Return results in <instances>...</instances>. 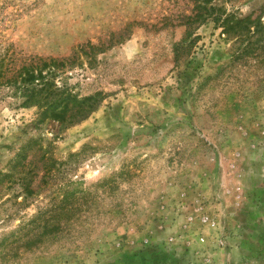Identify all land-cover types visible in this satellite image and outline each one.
Listing matches in <instances>:
<instances>
[{"label": "rangeland", "instance_id": "obj_1", "mask_svg": "<svg viewBox=\"0 0 264 264\" xmlns=\"http://www.w3.org/2000/svg\"><path fill=\"white\" fill-rule=\"evenodd\" d=\"M0 264H264V0H0Z\"/></svg>", "mask_w": 264, "mask_h": 264}, {"label": "trees", "instance_id": "obj_2", "mask_svg": "<svg viewBox=\"0 0 264 264\" xmlns=\"http://www.w3.org/2000/svg\"><path fill=\"white\" fill-rule=\"evenodd\" d=\"M201 8L202 7H200V11H198L194 15H192V14L185 15V17L187 19L186 22L190 23V22L196 21L202 17L205 18L204 14H203L204 11L203 10L201 11ZM204 9H205V7H204ZM208 13H209V15L205 19H210L211 21H214V23L217 26L223 27L224 30L225 31L227 30L228 32H231V30L232 31H235V30L238 31V30L244 29L247 31V33H250L251 27H253V26L258 27V25L261 24L260 15L253 18V13H251L249 15H241V14H238L234 10L228 11L227 9H224L222 7H217V6H210ZM251 34H253V33H250L249 35H251ZM183 47H185V46H183ZM183 47H182V49H183ZM175 50L177 51L178 48L176 47ZM176 59H177V57H176Z\"/></svg>", "mask_w": 264, "mask_h": 264}, {"label": "built area", "instance_id": "obj_3", "mask_svg": "<svg viewBox=\"0 0 264 264\" xmlns=\"http://www.w3.org/2000/svg\"><path fill=\"white\" fill-rule=\"evenodd\" d=\"M212 224H214V223H212Z\"/></svg>", "mask_w": 264, "mask_h": 264}]
</instances>
